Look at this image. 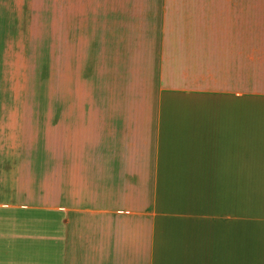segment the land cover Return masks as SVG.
Segmentation results:
<instances>
[{"label": "crops", "instance_id": "1", "mask_svg": "<svg viewBox=\"0 0 264 264\" xmlns=\"http://www.w3.org/2000/svg\"><path fill=\"white\" fill-rule=\"evenodd\" d=\"M0 264H264V0H0Z\"/></svg>", "mask_w": 264, "mask_h": 264}, {"label": "rangeland", "instance_id": "2", "mask_svg": "<svg viewBox=\"0 0 264 264\" xmlns=\"http://www.w3.org/2000/svg\"><path fill=\"white\" fill-rule=\"evenodd\" d=\"M47 61H46V107L48 109V119H47V138H48V165H53V143H54V109L57 104V70L56 61H54L55 51H46ZM65 68V66H64ZM69 68V67H68ZM52 158V159H51Z\"/></svg>", "mask_w": 264, "mask_h": 264}]
</instances>
